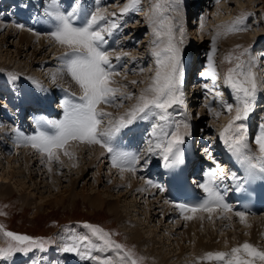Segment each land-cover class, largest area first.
I'll use <instances>...</instances> for the list:
<instances>
[{"label": "snow or ice", "instance_id": "1", "mask_svg": "<svg viewBox=\"0 0 264 264\" xmlns=\"http://www.w3.org/2000/svg\"><path fill=\"white\" fill-rule=\"evenodd\" d=\"M99 4V0H95ZM179 0H154L152 35V56L155 64V74L150 78L148 85L138 96L131 92H122L115 77L122 73L116 69L110 59L112 53L106 50V36L111 37L119 27L115 20H108L104 11L96 7L94 11H85L79 0L67 10H61L56 0H51L45 15L48 22L52 23L53 30L50 38L59 46L66 49L63 54L62 68L78 86L80 95L77 99H65L62 103L63 118L55 121H37V131L34 135H17L18 146L31 147L46 156L49 164L59 161V153L74 159L67 146L71 142H79L88 146H99L111 155L112 167L121 173L136 175L137 165L141 163L142 156L118 151L113 147L115 138L125 129L141 121H152L148 135L145 152L148 156H158L163 161L165 168H175L184 163L181 145L185 137L190 135V125L186 121H176L172 112L174 106L184 105L183 81L184 69L181 63V49L178 46L173 32V24L166 13L178 10ZM220 0H217L219 3ZM140 0H128L120 9V16L130 10H138ZM116 17V13L110 14ZM83 18L82 24L76 22ZM101 22H104L101 24ZM243 18L225 25L223 35L236 31L246 30L240 27ZM17 27H23L17 25ZM222 33L217 32L212 38V51L208 53L207 70L202 73L206 79H211L213 91L217 74L213 57L216 51V41ZM183 32L181 30V36ZM180 44L183 43L181 39ZM249 50L244 49L238 55H229L225 62L234 66L229 67L224 76V84L231 90L236 103L220 100L221 93L215 92L217 102L223 110L230 115L228 123L219 133L225 148L246 165L245 181L264 179V122L259 125L258 133L253 142L258 155H253L249 148V129L245 123L253 112L257 96V78L252 68L254 61L249 57L245 60ZM121 57L116 56L119 61ZM142 71V70H141ZM126 74V73H125ZM15 80L16 77L12 76ZM137 84V81H132ZM207 87V86H205ZM119 96V99L117 97ZM135 100L122 114L113 116L103 108L120 109L125 107V101ZM103 106V108L101 107ZM210 114L220 116L219 111H213L210 105H205ZM234 113V114H233ZM46 124L51 132L43 131L41 124ZM149 160L144 159V164ZM51 171V168L49 169ZM223 170L221 169V175ZM217 173L209 171L207 178L199 187L203 190L205 198L195 205L177 204L181 217L191 220L197 213H207L208 219L218 213L217 218H225L226 213H232L239 218L241 224L247 219L244 211H233L225 202L218 186ZM237 180L235 176L232 177ZM146 185L158 189L164 188L150 180H145ZM241 183L237 181L236 190H241ZM166 203L168 201H165ZM91 235L99 239L103 247H97L87 235H71L63 246V252L72 253L82 260H91L94 264H142V259L137 257L131 249L114 243L108 233L101 229L91 227ZM0 233L6 238V246L0 248V259L9 258L15 253H28L34 249L43 251L48 241L36 240L26 235L14 234L3 230ZM106 249L114 250L118 255L115 259L101 258L92 255L94 251L103 252ZM196 264H264V251L259 250L249 243L233 247L230 252H208L199 258Z\"/></svg>", "mask_w": 264, "mask_h": 264}, {"label": "bare ground", "instance_id": "2", "mask_svg": "<svg viewBox=\"0 0 264 264\" xmlns=\"http://www.w3.org/2000/svg\"><path fill=\"white\" fill-rule=\"evenodd\" d=\"M180 2H183V0H179V4ZM179 4H177V8L179 7ZM208 12L209 10L208 11L205 10L204 11L205 14L203 15L199 14V16L197 15L196 18L193 19V21L189 22V25H187V27L189 26V30H190L189 33L186 32L185 34L190 43L189 44L190 48L187 55L191 50L196 51L197 48H199L204 42L205 38H202L204 37L203 36L204 31L202 29V26L204 24L203 23L204 19L206 20V16L208 15ZM3 19L5 20L4 21L5 23H0V24H2V26L3 24H5L4 29L6 28L7 29L4 33H0V47L5 46L4 49H6V44H7V46L9 47L12 46L13 50L11 51L12 55L10 56H7L8 53L7 50L4 53L1 52L0 50V52L2 53V54L0 53V69L1 71H3L2 73L5 76H9V75L12 76L17 75V77L25 76L26 78L31 77L34 81H39L34 86H32L33 88L42 86L41 80H44L47 82L46 86L48 88L50 87L49 85H51V87L59 86L62 88H66L69 91L71 90L73 91L72 87L75 85V82L72 81L71 77L68 76L66 72H63L61 70L62 68L61 58L63 57L64 51L66 49L57 45L54 41L49 42L48 39L50 38V36L49 37L46 36L45 38L43 35H39L31 31L28 32L26 30H21L19 32L14 28H12L11 26V22L13 19H11L10 21L6 20V16H3ZM7 22H9L8 23L9 25H7ZM0 29H2V27ZM18 32L19 34L17 35ZM248 34L249 33L247 31L238 32V34L228 37V41L230 40V42H239V41L247 40V42L250 43L252 41L248 39L249 37ZM54 44H56L57 47L59 46V48L52 47ZM262 52H264V50H257V52H254L253 57L252 56L249 57H251V59L255 62L252 70L256 73L257 82L259 83V86L264 87V56H261ZM48 56H53V57L48 60L46 59ZM12 57H14L13 59L14 63H19V66H17V68L12 67L13 65V63L11 64ZM56 64H58V67L56 66L54 67V65ZM189 66L192 65L189 64ZM25 67L27 68L26 71L24 70ZM30 71H33L34 74H31ZM256 71H259V73H257ZM202 73H203L202 69H200L199 70L200 77L204 79ZM38 76H41L42 78L38 79ZM209 80L210 79H208V81ZM61 84L67 87L61 86ZM193 88L194 87H192V89ZM196 89L194 90L196 91ZM75 91H77V93H80L79 89H76ZM1 93L2 92H0V102L4 103L3 107L6 105V107L8 108L6 95L5 94L2 95ZM49 95L51 97V93H49ZM193 95L191 96V99L193 98ZM262 96H264V94ZM258 105L259 106L257 108H254L255 111L258 110V108L260 107L259 101H258ZM190 106L191 105H188V107ZM8 109L9 112H13L10 108ZM103 110L108 112L107 108H103ZM197 111L199 112V110ZM110 112L114 113L113 111ZM11 114H8V116L11 117ZM255 115L256 114H254L253 117ZM8 121H9L8 119H5L3 122H0V124H2L0 125V197L1 198H8L10 196H13V194L15 193L14 190L17 189V191L19 192L20 201H22V203L26 205L28 204L31 205L32 203L34 204L37 202L36 204H34V207L38 210V208L43 207V203L46 202L45 200L46 198L44 199V197L46 196L42 195L41 193L45 194V192H49L53 194L52 192H50V189H52L51 191H53L54 189H58L61 186L60 184H62L67 179H69V182H71L72 179H74L75 181L78 177L81 179L84 178V180L86 181L89 180L90 182L89 184L92 185L91 189L93 187L96 194L91 197L90 196L87 197L84 195H81V197L86 199L88 204L93 208L100 209L106 206L108 212L114 214L116 218H118V220L124 224H126L125 217L128 216L130 212H132V214L134 213L132 217L137 221L139 226L142 225L141 228L143 229V233L140 232V228L138 229L135 226V224H132L131 222L132 220H129L128 225H125V227L130 226V231L127 232L129 240L133 239L137 243V245L141 244L143 248L146 247L145 250L147 254L154 256L157 262L160 264H196L197 260L203 257L208 252H222L223 249L220 248V246H218L216 243L212 242L214 239H216L217 234L213 235L212 232L203 233L198 230L200 226L206 225V222L212 224V227L219 229V231L226 224H228V226L232 229H236V226H238L236 224H233V221L239 218L231 213L224 214L225 218L223 219L217 218L218 213H214L213 218L211 220L208 219L207 213H197L195 217L191 220L183 219L181 217L180 210H177L179 211L178 214L176 212V208L172 209V206L169 203H166L165 200L160 197L161 192L156 188H152L149 185H146L145 179L143 178L142 175L143 169L146 168L150 169L152 165L155 163L154 161L158 160L159 158L155 159L154 157V159H152L153 156H149L151 158L146 168L145 165H143L144 167H142L141 169L137 167V172H136L137 178L139 177L140 180L142 181V184L140 185H138V182H136L135 180L136 175L133 176L130 173L133 178L129 180L127 179V174L125 172L123 174L125 175L124 178L121 179L120 177L121 173L118 169L114 168V170L112 171L113 168L112 162L111 159L109 160L108 158L109 153L103 151L99 146H88L86 144H80L79 142H71L67 146V149L69 152L72 153L74 159H69L68 156L63 155V153L61 152L59 153L60 156L59 161L58 162L53 161L51 164H49L47 157L41 155V153H39L35 149L31 147H24L22 145L18 146L17 135H16L18 131L13 132L11 130V122L7 123ZM249 121L250 119H248L245 122L247 126L249 124ZM123 131H126V129ZM76 145L77 146L80 145V147H77ZM74 146H76L77 148H75ZM5 154H10V155L5 156ZM139 155L143 157L144 155H146V152L141 151ZM77 158L78 160H75ZM108 161L111 164V166L107 167L105 166V164ZM96 162H101V163L97 167V170L95 169V171H93L92 168L94 167ZM78 164L80 165L77 166ZM50 168L51 171L49 170ZM58 169L61 172H59ZM106 170H109L110 175H114V171H116L115 175H118L120 178L116 177V179L113 180L111 179L112 183L110 185L105 186L103 184L102 176H104ZM96 171L97 174H95ZM100 172L102 174H100ZM73 175L76 177L71 178V176ZM106 176H108V172L106 173ZM24 179H27V181H24ZM121 181H123V183ZM135 182L137 183V185L135 184ZM12 184L15 187L14 190L11 187ZM100 184L103 190L98 189ZM32 188L34 190L33 192H30L31 194L23 190V189H32ZM112 189H116L115 192L117 193V195L114 197L116 198V200L113 199L111 202H108L107 201L108 199L106 197L112 196L111 195ZM35 194H37L36 198H34ZM146 194H147V198L148 197L151 198V200L149 199L150 202L146 201L147 199L145 200H143L144 198L141 199ZM130 196L132 197L131 199L129 198L130 200H128V197ZM74 197L75 195L73 196V198ZM119 197L120 199L123 198V201H121L123 204H119L121 203L118 201ZM136 199H140L141 202L140 200H136ZM126 200L128 202H126ZM62 201H63L62 198L55 200V202H59V203H62ZM159 213H161L162 217L165 220H167L166 224H164L165 220L158 219L157 216ZM123 214L124 216H122ZM152 221L155 222L154 225L151 224ZM183 224L186 228L183 229L182 234L176 232L178 229L182 227ZM246 224H249L251 226L250 228H248L250 229V231L247 229L250 232V236L248 237L249 239H246V237L238 235L239 233L235 231H231L227 236L232 235V239L234 240L233 242L232 240L231 242L227 241L229 245L227 247H229V250H231L233 247H238L243 243H249L254 247L258 248L259 250L264 251V245H262L261 241L257 239V237L259 236L261 237L264 236V231L262 232L261 235L259 234L257 235V233H260L259 230L261 228H264V215L247 216L244 225ZM147 231H149V234L152 233L151 237L150 236L147 237L148 235ZM165 231L168 233L167 235H164ZM173 234L178 236L172 238ZM18 235H26V234H18ZM144 235L146 237H144ZM205 238H208V240L210 241L204 240ZM222 239L223 237L220 238V240ZM189 242L193 243L192 247H190L189 244H186ZM262 243L264 244V242ZM171 244L172 245L175 244L176 246L170 247ZM184 245H188L189 248L186 249ZM176 250L177 253L174 254ZM187 250L188 251L190 250L189 253L187 252L188 254L185 253ZM224 251H226V249ZM226 253L228 252L226 251Z\"/></svg>", "mask_w": 264, "mask_h": 264}, {"label": "rangeland", "instance_id": "3", "mask_svg": "<svg viewBox=\"0 0 264 264\" xmlns=\"http://www.w3.org/2000/svg\"><path fill=\"white\" fill-rule=\"evenodd\" d=\"M142 1L145 3V9H146L145 14H146V16L143 17V19H133L132 20L133 23L129 22V21H131V20H129L128 22H125L127 24H125V23L123 24V25H126V28L123 30V32H126L125 33V41L128 40V42H126L128 47L125 51H123V52L120 51V52L125 53L127 55V57H128L127 65L130 66V68L127 69L126 67H123L122 69L119 70L122 73V75L114 78L117 81V84L119 86H123L121 88L122 92H131L136 96H138L140 94V92L148 85L150 78L153 76L152 74L155 72L154 67H150L147 70L142 69L141 72L140 71L138 72V70L141 68L138 67L137 56L142 57V55H144L143 52L145 50L147 53V56L151 57L152 56V47H153L152 41L154 39V37L152 35V31H153L152 8H153L154 0H142ZM126 3H128V0H115V1L111 2L110 3L111 11H109V13L110 14L111 13L120 14V9L123 8ZM178 9H180V8H178ZM250 11H253L254 14H256V16H257L256 25H255L253 30L251 27L252 26V12H250ZM177 12L178 11L174 12L175 19L172 20L173 24H176L179 22V19H178L179 14ZM209 12L210 13L208 14V17L206 18V20L204 21V24L202 27L203 31H204L203 32L204 37H202V38H205V39H204V42L202 43V45L200 46L201 48L198 49L197 55H200V56L202 55V59L200 60V62H208V57H205V56H206V54H208L209 52L212 51V38H213V36H215L217 34V32L222 33L216 41V45H215L216 51H215V54L213 57V61H214L215 71H216V74L218 76V82L217 83L219 84L220 87L223 88L224 91L227 90L228 92L231 93V91L228 90V88L224 84V76H225V73L227 72L228 68L234 66V62L232 65H230V64L225 62V58L227 56H229L230 54L233 56L238 55L241 51H243L244 49H247L246 47L249 45L248 44L249 42H247V40L246 41L243 40V41H239V42H230V40L228 41V37L234 36V35L238 34V32L247 31L250 34V35L248 34V36H249L248 39H250L252 41L257 36L264 34V0H220L219 3H217V1H215V3L212 5L211 9H209ZM249 13H250V15H249ZM260 16L262 17V19L260 18ZM239 18H243V20H245V21H246V18H248L249 24L247 21V25L249 27L243 28L246 30L236 31L232 34L223 35V32H224L223 26L229 25L233 21H235ZM116 20L118 22H122L123 16L121 17L120 15H117ZM8 23L9 22H7V25H9ZM4 25L5 24H3V26H2V24H0V26L2 27V29H0V33H4L6 31L7 28L4 29ZM134 27H136L137 30ZM12 28H14V27H12ZM14 29L19 31V32L21 30H24V29L18 30L17 28H14ZM141 29L144 31L139 33V35H140V37H138L139 41L137 44H134V38L138 34H134L133 32L140 31ZM181 30L183 32V25L182 24L178 27V31L175 32L174 35L176 37V41L178 43V46L181 49L180 54H181V58H182L186 54V48L187 47L185 44L186 41L181 36ZM19 32L17 33V35L19 34ZM181 39L183 40L182 44L179 43V41ZM193 41H195V40H193ZM52 47H57V46H56V44H54ZM4 48H5V46L0 47L1 52L4 53L7 50L8 51L7 56L12 55L11 54V51L13 50L12 46L9 47L6 44V49H4ZM57 48H59V46ZM189 48H190V46L188 47V51H189ZM188 51H187V53H188ZM64 53H65V51H64ZM247 56L248 55H246L244 57V59ZM51 58H52L51 56H48L46 59L49 60ZM13 59H14V57H12V59H11V64L13 63L12 67L17 68V66H19V63H14ZM246 59L248 60V58H246ZM7 60H9V59H7ZM21 64H23V63H21ZM56 67H58V64ZM24 70L26 71L27 68L25 67ZM2 72L3 71H1V69H0L1 74H3ZM30 72H33V71H30ZM255 75H256V73H255ZM9 76H12V75H9ZM14 76L19 80L23 79L21 77H25V76H18L17 77V75H14ZM46 76H48V75H46ZM29 78L31 80H33L31 77H29ZM132 81H137V84H135V85L132 84ZM61 86L67 87L63 84H61ZM263 90H264V87H262V90H261L262 95L264 94ZM1 94L4 95L3 92ZM227 98L230 99L229 101L231 103L233 96H231V97L227 96ZM234 102L236 103L235 100H234ZM132 103L134 104L135 100L125 101L124 102L125 107H122L118 110L111 108L112 109L111 111L114 112V113H112L113 116H117V115L122 114V113H120V111H126V109L128 107H131ZM107 109H109V108H107ZM213 111L214 112L219 111L221 113L220 116L216 117L214 114H210L207 111L202 112L200 114L197 111L196 117L194 118L193 122L195 124L200 123L198 125V127L200 129L204 128L205 131L208 132L210 136L216 137L217 133H220L222 131L221 126L223 125L224 121L227 120V118L230 119V115L228 113H226L223 110V108L221 109L219 105H216L214 107ZM177 120L178 119H176V121ZM76 146H74V147L75 148L80 147V145H78L77 147ZM142 152H145V150ZM9 155L10 154H5V156H9ZM61 156H63V155H61ZM64 158H65V156H64ZM75 160H78V158ZM100 163L101 162H96L94 165L95 168L93 167L92 170L93 171H95V169L97 170V167L99 166ZM79 165L80 164H78L77 166H79ZM138 168L141 169L142 167H140V165H139ZM113 170H114V168H112V171ZM59 172H61V171L59 170ZM107 172H108V176H106ZM115 172L116 171H114V175H110L109 170H106V173L104 174V176H102L103 184L105 186L110 185L112 183V180L116 179V177L117 178L121 177V176L119 177L118 175H115ZM95 174H97V171L95 172ZM100 174H102V173L100 172ZM126 174H127V179L131 180V178H133L130 173L126 172ZM109 176H111V177H109ZM123 176H125V175H123ZM75 177L76 176H74V175L71 176V178H75ZM135 180H136V182H138V185L142 184L139 177L138 178L135 177ZM24 181H27V179H24ZM75 181H74V179H72V181L69 182V179H67L62 184H60L61 186L58 189H54L53 191H51L52 189H50V192H52L53 194H51L49 192H45V194L41 193L42 195L46 196V197H44V199L46 198L45 199L46 202H44L43 207L38 208V210L34 207V204H36L37 202L34 204L32 203L31 205L23 204L22 201H20L19 192L17 191V189H15V187L12 184L11 187L13 188V190L15 189L14 190L15 193L13 194V196H10L8 198H1L0 197V221L5 226V227H2V226H0V227H2L3 230H5V228H9L12 231H17V232H21V233L26 232L27 234L36 236L35 238H38L39 240L48 241L49 243L46 245H48V247L50 249L55 248L56 246H62V244L64 245L68 241V238L71 235H87L90 237L92 242L97 245V247H103L102 242L99 239H97L96 237H93L91 235L90 228L95 227V228L101 229L105 233H108L110 239L114 243H117V244L119 243V244L123 245L124 248L131 249L137 257L142 259V264H160L157 262V260L154 256L147 254V252L145 250L146 247L143 248L141 244L137 245V243L133 239L129 240L127 232L130 231V226L125 227V225H128L129 220H132L131 221L132 224H135V226L138 229L140 228V232L143 233V229L141 228L142 225L139 226L137 221L132 217L134 213L132 214V212H130V214L125 217V220H126L125 223L126 224H124L121 221H119L118 218H116V216L114 214H112L111 212H108L106 206H104L103 208H100V209L91 207L88 204L87 200L81 197V195L91 197V196H94L96 194L93 187L91 189L92 185L89 184L90 183L89 180L86 181V180H84V178L81 179L78 177ZM121 182L123 183V181H121ZM136 182H135V184L137 185ZM60 189H62V190H60ZM98 189L103 190L101 187V184H100ZM23 190H25L29 194H31L30 192H33L34 189L32 188V189H23ZM115 191H116V189H112V191H111L112 196L106 197L108 199L107 200L108 202H111L113 199L116 200V198H114L117 195V193ZM74 195H75V197L73 198ZM34 196H35L34 198H36L37 194H35ZM131 197L132 196L128 197V200H130ZM61 198L63 199L62 203H59L60 201L55 202L56 199H61ZM73 199H75V200H73ZM141 199H143V200L147 199L146 201H148V202H150V200H151L150 197L147 198V194L145 196H143ZM136 200H140V199H136ZM118 201L119 202L123 201V198L120 199V197H119ZM126 202H128V201L126 200ZM140 202H141V200H140ZM119 204H123V203L121 202ZM156 211H157V208H156ZM122 216H124V214ZM157 217H158V219L165 220L162 217L161 213H159ZM80 219L89 220V222L83 223L82 226L78 225L76 223L74 224V222H73L74 220H80ZM90 222L92 224H90ZM166 223H167V220H165L164 224H166ZM151 224L154 225L155 222L152 221ZM184 224L176 232H179L180 234H182L183 229L186 228L184 226ZM233 224L238 225V226L235 225L236 229H232L228 226V224H226L224 227L220 226V227H222V229L220 228L221 230L219 231V229L213 228L212 224L206 222V225H208V226H206V225H204L205 227L200 226L198 230L200 232H203V233L212 232L213 235L217 234L216 239H214L212 242L216 243L218 246H220V248L223 249L222 252L226 253V251L227 252L231 251V250H229V247H227V246H229L227 241L231 242V240H232V242H233V240H234V239H232V235H230L231 237L227 236L229 234V232L235 231V232L239 233L238 235L246 237V239H249L248 237L250 236V232H249L250 229H248V228H250L251 226L249 224H246V225L243 224L242 225L240 223L239 219H235L233 221ZM206 228H209V229H206ZM259 231H260V233H257V235L258 234L261 235L262 232L264 231V228H261ZM147 232H148L147 237H149V236L151 237L152 233L149 234V231H147ZM167 234L168 233L165 231L164 235H167ZM177 236L178 235L173 234L172 238H175ZM144 237H146V236L144 235ZM222 237H223V239L220 240V238H222ZM257 239H259L261 241V244L264 245L262 243V242H264V240H263L264 236L263 237L259 236V237H257ZM62 240H64V241H62ZM204 240L210 241V240H208V238H205ZM186 244H189L190 247H192L193 243L189 242ZM5 246H6V238H4L2 233H0V248L5 247ZM172 246H176V245L171 244L170 247H172ZM184 246L186 247V249L189 248L188 245H184ZM225 249H226V251H224ZM187 252L189 253L190 250L189 251L187 250L185 253L188 254ZM176 253H177V250H176V252H174V254H176ZM28 255H30V253ZM92 255L98 256L101 258L115 259L116 256L118 255V253H116L114 250L106 249L103 252L94 251L92 253ZM9 258H5V260H7ZM49 262H50V260H49ZM50 264H60V259H56L55 261H52Z\"/></svg>", "mask_w": 264, "mask_h": 264}]
</instances>
